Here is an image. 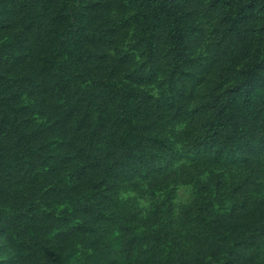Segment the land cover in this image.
<instances>
[{
  "label": "rangeland",
  "instance_id": "374dc122",
  "mask_svg": "<svg viewBox=\"0 0 264 264\" xmlns=\"http://www.w3.org/2000/svg\"><path fill=\"white\" fill-rule=\"evenodd\" d=\"M162 1L184 21L177 35L166 23L144 28L145 0H0V47L22 55L1 74L19 83L45 52L60 62L94 56L87 68L66 60L80 76L62 128L33 113L45 128L25 118L19 133L0 116V264H264V108L241 112L250 127L229 139L208 103L217 86L221 99L239 105L255 91L260 102L264 0ZM16 35L26 36L21 49ZM100 93L116 100L108 132L132 126L164 142L160 156L149 148L130 156L140 170L130 183L127 154L110 176L101 151L69 146L103 128L93 105ZM80 98L89 111L77 112ZM39 129L23 155L27 133Z\"/></svg>",
  "mask_w": 264,
  "mask_h": 264
},
{
  "label": "trees",
  "instance_id": "16d2710c",
  "mask_svg": "<svg viewBox=\"0 0 264 264\" xmlns=\"http://www.w3.org/2000/svg\"><path fill=\"white\" fill-rule=\"evenodd\" d=\"M145 1L148 2L145 3L146 10L141 18V21L144 28L149 29L148 32L161 23H166L171 29H174L172 30L173 35H177L179 31L182 30L178 28L184 27L183 19L177 16L176 12L168 11V6L165 1ZM210 1L215 4L222 0ZM31 24L32 23H29V25ZM4 25V21L0 20V29L4 27ZM17 36L18 35H16L15 39L20 40L17 42L14 41L13 45L19 46V49H21L23 46V40L26 39V36ZM175 38L177 39L178 36ZM53 43V37L51 35L48 36V46ZM148 43L150 45V41H148ZM7 44L8 42L6 45ZM9 45H11L10 41ZM4 46L5 44L3 43L2 48L0 47V71L3 68L6 69L7 64L16 66L22 59L21 54L5 52ZM181 48V44L178 43L176 49L181 51ZM26 57H28V55H26ZM92 57L94 56L87 55L85 53L74 54L69 55L68 59H64V57H62V62H60V60H57V56L52 52L39 54L34 57L33 61H30V65L27 67V74H29V77L28 75L25 77L22 76L19 83H17V78L6 76L5 72L3 74L0 73V116L1 120H3V127L6 124L11 126L14 125L15 130L20 131L19 133H21V131L27 132L28 129H25L24 127H26L27 124L30 125L32 121L37 122V120H39V127L40 129H43L45 128V124L43 123L44 120H40L39 118H37V120H29L28 116L33 113H44V118L45 116L50 115V119L51 117L58 119L57 121L52 122L51 125L47 126L48 129L55 130L56 128H62L61 122H64V115L67 116V119H70L71 116L74 115V113L68 114L69 87L75 86L72 83V79L80 76V74L74 71V69L71 70L67 67L66 60H71L70 64L72 65L77 64L79 67L87 68ZM41 74L44 75V79L41 83H38L34 80V78L36 75ZM25 82L26 85L31 87L30 94H26V96L23 92L26 87ZM103 89L105 91H110L109 86L107 85H105ZM220 89L221 87L217 86L216 90L211 93L208 103L213 106L214 109H218L219 112L217 113L219 117L214 122L217 126L216 130L221 131L227 138L234 139L250 127L249 117L242 118L243 114L241 112L245 113L247 107L254 109L260 105V107L264 108V87H260V102L253 100L255 91H252L248 98L239 105L231 99H221L220 95L217 93V90ZM102 93L98 95L97 102L95 101L97 104L93 103V105H95L97 110L100 112V115L102 113L98 124L103 128L98 129V131L92 130L81 137L79 135H75L73 139H70L69 146L75 149L77 148V151L82 153L84 151L93 150L101 151L103 156H101V160L99 162H101V165L104 166L105 173L110 176L117 172V164L121 161L122 157L127 154L125 169L128 173L125 175V178L126 183H130L132 182L131 180L135 178L134 175L140 171L138 169V164L134 166L130 165L133 161L130 156L136 151L144 150L146 148L154 150L155 153L160 156L161 150L163 151L164 142L158 139L159 134L133 131L132 126H130V129L127 131L120 130L108 132L106 126L110 123L111 113L109 103L111 105H115L116 100L110 96L108 98L107 96L102 95ZM80 99L81 101L79 103V108H77V112L79 113V111L83 110L84 112L89 111L90 104L92 103L89 102L87 104H82V102L86 99ZM111 99L112 101H110ZM71 100L72 99L70 98V102ZM61 109H64L62 111L63 114L58 115V111ZM25 118L28 119L27 124H25ZM45 122H50V120H46ZM40 129L36 133H27L28 135H26L24 140L26 145L30 146V148H27V146L23 147V150H21L23 155L27 156L31 154V151L29 150L32 147L31 145L34 143L33 141H35L32 137H36L37 134L43 135V130ZM260 130L264 131V124H262ZM153 171H155V169L150 168L148 170V174Z\"/></svg>",
  "mask_w": 264,
  "mask_h": 264
}]
</instances>
